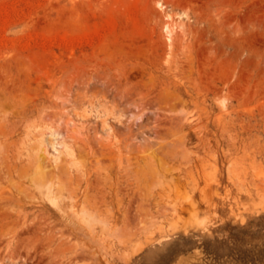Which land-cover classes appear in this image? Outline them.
Masks as SVG:
<instances>
[{"label": "rangeland", "instance_id": "1", "mask_svg": "<svg viewBox=\"0 0 264 264\" xmlns=\"http://www.w3.org/2000/svg\"><path fill=\"white\" fill-rule=\"evenodd\" d=\"M0 264H264V0H0Z\"/></svg>", "mask_w": 264, "mask_h": 264}, {"label": "bare ground", "instance_id": "2", "mask_svg": "<svg viewBox=\"0 0 264 264\" xmlns=\"http://www.w3.org/2000/svg\"><path fill=\"white\" fill-rule=\"evenodd\" d=\"M172 118V117H171ZM178 118V117H177ZM178 120V119H177ZM173 121V120H172ZM177 122V121H176ZM133 135V134H132ZM136 135V134H135ZM98 141H100V139H98Z\"/></svg>", "mask_w": 264, "mask_h": 264}]
</instances>
